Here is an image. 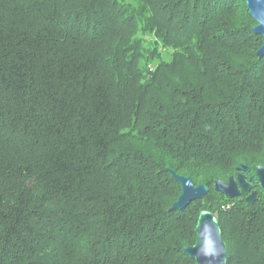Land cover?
Instances as JSON below:
<instances>
[{
    "label": "trees",
    "instance_id": "16d2710c",
    "mask_svg": "<svg viewBox=\"0 0 264 264\" xmlns=\"http://www.w3.org/2000/svg\"><path fill=\"white\" fill-rule=\"evenodd\" d=\"M243 2L0 0V264H196L203 209L228 264H264L257 178L252 203L214 189L264 163V38ZM168 168L209 192L172 209Z\"/></svg>",
    "mask_w": 264,
    "mask_h": 264
},
{
    "label": "water",
    "instance_id": "95a60500",
    "mask_svg": "<svg viewBox=\"0 0 264 264\" xmlns=\"http://www.w3.org/2000/svg\"><path fill=\"white\" fill-rule=\"evenodd\" d=\"M246 6L257 22L253 27L255 34L264 38V0H245ZM259 57L264 56V40L257 51ZM172 176L180 183L181 193L173 203L172 209L182 210L191 202L202 199L209 192V186L196 184L191 176L182 175L172 168H168ZM251 167L248 163H241L236 167V174L231 175L228 181L216 178L215 191L231 198H240L244 192H249L245 200L252 203L258 199L259 192L253 189V182L257 178L260 187L264 190V165H258L254 174L248 176ZM196 242L183 248V251L196 264H228L229 253L223 239L222 229L216 214L209 209H203L198 217L195 228Z\"/></svg>",
    "mask_w": 264,
    "mask_h": 264
},
{
    "label": "rangeland",
    "instance_id": "374dc122",
    "mask_svg": "<svg viewBox=\"0 0 264 264\" xmlns=\"http://www.w3.org/2000/svg\"><path fill=\"white\" fill-rule=\"evenodd\" d=\"M238 5L240 6L239 8L240 9H243V7L245 6L244 5V2L242 3V0H238ZM255 25H253V27H254ZM138 40H140V41H144V39H143V36L142 35H136L135 36ZM146 39V38H145ZM146 41V40H145ZM146 44H147V46L149 45V43H147V42H145V44H143V45H145L146 46ZM144 46V47H145ZM148 51H150V52H148ZM144 54L148 57V56H150L151 54L153 55V52H152V48L151 49H147L146 47L144 48ZM164 55L166 56V54L164 53ZM167 57V56H166ZM151 64L149 65V67H150V69H153L154 68V66H156V64L158 63V58L156 57H154L153 59H152V61L150 62ZM240 165V164H239ZM262 165H264V163H262ZM250 175H252V174H249L248 176H250ZM221 180H223V181H228V178H226V177H222V178H220ZM199 184H200V182H199ZM254 184V183H253ZM253 189H256L254 186H253ZM257 190V189H256ZM245 193V192H244ZM249 194V192L247 193H245V195L243 194L242 195V197H246L247 195Z\"/></svg>",
    "mask_w": 264,
    "mask_h": 264
}]
</instances>
